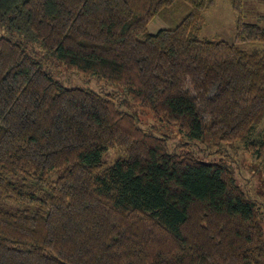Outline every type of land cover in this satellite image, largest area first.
Here are the masks:
<instances>
[{
  "label": "trees",
  "instance_id": "trees-1",
  "mask_svg": "<svg viewBox=\"0 0 264 264\" xmlns=\"http://www.w3.org/2000/svg\"><path fill=\"white\" fill-rule=\"evenodd\" d=\"M177 1L0 0V264H264V208L192 147L264 162V52L238 47L264 43V15L228 0L235 42L211 41L215 0H181L182 21L151 32ZM49 58L116 88H68ZM135 106L188 141L171 150Z\"/></svg>",
  "mask_w": 264,
  "mask_h": 264
},
{
  "label": "rangeland",
  "instance_id": "rangeland-1",
  "mask_svg": "<svg viewBox=\"0 0 264 264\" xmlns=\"http://www.w3.org/2000/svg\"><path fill=\"white\" fill-rule=\"evenodd\" d=\"M245 21L251 23H259V17L264 15V0H245ZM190 8L184 1H177L165 13V16L155 19L150 24V31L156 32L161 28H174L188 14ZM237 24V14L233 11L228 0H215V5L207 10L204 14V23L201 30L200 39L211 41H227L235 42V28ZM0 35H13L0 25ZM19 37V36H18ZM17 37V38H18ZM34 45L33 53L37 57H44L45 53L40 49L38 43ZM238 47L245 51H261L264 52V43L246 42L238 44ZM44 66L51 72L56 79L61 81L68 88H86L96 92L113 91L115 86L109 89L104 87V82L93 77H86L76 71L67 69L63 64L55 58L43 60ZM124 111L132 113L138 119L139 125L160 137L169 138L168 145L171 150L178 148L180 143H184L188 139L181 134L175 126L161 124L153 120L144 108L135 106L130 108H122ZM264 121L256 127L253 133V140H258L262 134ZM181 146V145H180ZM195 153L201 161L206 163H217L225 161L235 172L236 179L243 190L258 204L264 208V162L258 161L245 147L236 145V149L220 146L219 151L204 150V146L195 145ZM201 151H199L198 149ZM204 150V151H203ZM224 152V153H223ZM123 155L122 149H115L108 152L104 160L111 163ZM264 227V210L260 218Z\"/></svg>",
  "mask_w": 264,
  "mask_h": 264
}]
</instances>
